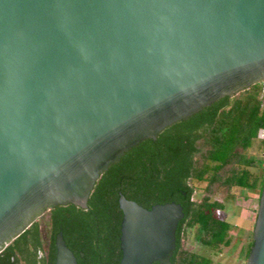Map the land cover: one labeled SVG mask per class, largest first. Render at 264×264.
Instances as JSON below:
<instances>
[{
  "label": "water",
  "instance_id": "95a60500",
  "mask_svg": "<svg viewBox=\"0 0 264 264\" xmlns=\"http://www.w3.org/2000/svg\"><path fill=\"white\" fill-rule=\"evenodd\" d=\"M261 82L264 0H0V254L53 208L86 209L133 147ZM119 207L120 264H172L183 206ZM56 246L79 264L62 231ZM245 264H264V186Z\"/></svg>",
  "mask_w": 264,
  "mask_h": 264
},
{
  "label": "trees",
  "instance_id": "16d2710c",
  "mask_svg": "<svg viewBox=\"0 0 264 264\" xmlns=\"http://www.w3.org/2000/svg\"><path fill=\"white\" fill-rule=\"evenodd\" d=\"M263 95V97H262ZM264 82L252 85L234 97H224L190 118L163 130L156 140L147 139L126 152L104 172L95 184L86 209L73 204L59 205L49 212L47 234L62 230L75 251L86 250L82 238L121 235V194L146 208L157 203L177 202L184 218L177 229V246L172 264H212V259L186 250L182 238L187 227L198 226L204 246L220 249L232 244V223L220 218L224 204L193 200L194 182H206V190L258 191L264 186V159L250 154L258 139L264 149ZM38 223L26 230L25 237ZM253 239L249 243V256ZM9 246L0 254V264L12 261ZM122 255V252H120Z\"/></svg>",
  "mask_w": 264,
  "mask_h": 264
},
{
  "label": "rangeland",
  "instance_id": "374dc122",
  "mask_svg": "<svg viewBox=\"0 0 264 264\" xmlns=\"http://www.w3.org/2000/svg\"><path fill=\"white\" fill-rule=\"evenodd\" d=\"M250 154L264 159L261 139H258ZM193 200L201 201L204 196L210 195L211 200H218L224 204V209L218 212L220 218L232 223L233 236L232 244L228 247L213 249L201 244V235L198 226L187 227L182 238V247L201 256L212 259V264H245L246 253L249 243L253 239V229L257 218L260 194L258 191H242L235 188L227 191L225 188L215 189L213 193L206 190V182H194ZM49 213L37 219L43 233H47L45 226H48Z\"/></svg>",
  "mask_w": 264,
  "mask_h": 264
},
{
  "label": "flooded vegetation",
  "instance_id": "af4514ba",
  "mask_svg": "<svg viewBox=\"0 0 264 264\" xmlns=\"http://www.w3.org/2000/svg\"><path fill=\"white\" fill-rule=\"evenodd\" d=\"M35 223L38 222L36 221ZM45 227L47 231L48 226ZM57 234L52 238L47 233H43L38 223L37 227L35 226L29 234L25 237L20 235L9 245L12 246L10 250L14 253L11 257L12 261H15L17 257L18 264H55L57 258ZM64 239L79 264H120L122 257L120 255V252H122L120 237L117 242L113 237L109 236H86V238L81 239L85 243L86 250H79L78 252H75L69 246L65 236ZM154 264L159 263L155 262Z\"/></svg>",
  "mask_w": 264,
  "mask_h": 264
},
{
  "label": "built area",
  "instance_id": "2783aa9c",
  "mask_svg": "<svg viewBox=\"0 0 264 264\" xmlns=\"http://www.w3.org/2000/svg\"><path fill=\"white\" fill-rule=\"evenodd\" d=\"M260 131L262 132H261V137L260 136L259 137L264 139V130H260Z\"/></svg>",
  "mask_w": 264,
  "mask_h": 264
}]
</instances>
